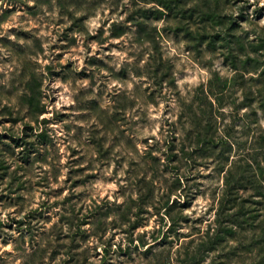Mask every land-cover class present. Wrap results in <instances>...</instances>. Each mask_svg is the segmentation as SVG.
I'll use <instances>...</instances> for the list:
<instances>
[{"label": "rangeland", "instance_id": "374dc122", "mask_svg": "<svg viewBox=\"0 0 264 264\" xmlns=\"http://www.w3.org/2000/svg\"><path fill=\"white\" fill-rule=\"evenodd\" d=\"M0 264H264V0H0Z\"/></svg>", "mask_w": 264, "mask_h": 264}]
</instances>
